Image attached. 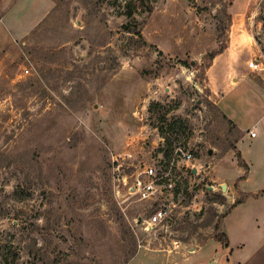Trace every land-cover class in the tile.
Returning <instances> with one entry per match:
<instances>
[{"label":"rangeland","instance_id":"1","mask_svg":"<svg viewBox=\"0 0 264 264\" xmlns=\"http://www.w3.org/2000/svg\"><path fill=\"white\" fill-rule=\"evenodd\" d=\"M54 2L24 39L0 29V264L206 263L224 251L216 227L238 199L218 177L245 175L238 152L254 173L244 188L264 190L263 137L238 150L208 87L224 74L233 84L237 68L264 88V0L237 14L236 0ZM38 6L0 0V20L27 31ZM224 44L222 70L210 69ZM179 148L202 168H176L172 219L145 232L136 221L152 206L126 182Z\"/></svg>","mask_w":264,"mask_h":264},{"label":"crops","instance_id":"2","mask_svg":"<svg viewBox=\"0 0 264 264\" xmlns=\"http://www.w3.org/2000/svg\"><path fill=\"white\" fill-rule=\"evenodd\" d=\"M250 1L256 0H249V3ZM37 4H39L37 9L39 15L34 19L32 28L27 31L16 29L17 24L7 23L5 14L2 16L0 29L6 30L7 40L12 41L13 37L17 40L24 39L56 7L54 0H37ZM240 7H242L241 0H236L234 14ZM12 30L19 33L13 35ZM239 50L243 51L241 48ZM224 55L225 53L216 56L210 69L222 70V65L225 63L220 60ZM234 70L237 76L233 84L224 74L215 85L212 84L210 77L208 87L213 96L217 98L219 109L227 121L232 122L234 126H231L239 133L236 143V148L239 150L238 146L244 140L257 141L261 136L263 137L262 142L264 141V88L245 73L239 72L237 68ZM251 131L256 132L255 137L251 136ZM246 166L245 175H243V171L239 177L233 179H229L225 175L218 177V179L229 182L230 196L228 201L235 203L237 199H242L241 203L234 204L228 211L221 224V232L226 234L228 238V247L224 248L219 261L221 262L224 258V264H264V215L260 217V221L256 220L255 217L260 215L261 210L264 211V190L259 191L254 188L247 190L244 188L247 183L253 180L254 175L253 169L247 164ZM167 255L173 254L169 252ZM175 264L178 263L175 262Z\"/></svg>","mask_w":264,"mask_h":264},{"label":"built area","instance_id":"3","mask_svg":"<svg viewBox=\"0 0 264 264\" xmlns=\"http://www.w3.org/2000/svg\"><path fill=\"white\" fill-rule=\"evenodd\" d=\"M263 64L258 60H251L248 63V67L253 72H258L262 69ZM29 70L26 69V74H29ZM251 136L255 137L256 132L251 131ZM166 149H163L160 154V170L158 164L144 159L139 161V171L136 172L133 181L129 184L126 182L131 198H134L135 202H141L152 206L147 212L146 216H141L136 223L143 226L145 232H150L157 226L164 225L168 220L172 219L170 214L173 211V207L176 206L175 197L178 191L177 182L172 178V175L176 168L187 165L185 169L191 171L196 168L197 173L202 168L197 164H194V155L192 152H186L180 148L176 151V158L165 162ZM126 155V154H124ZM129 158L133 157V154H127ZM189 165V166H188ZM193 173V172H192ZM170 199H173L171 201ZM167 224V223H166Z\"/></svg>","mask_w":264,"mask_h":264},{"label":"trees","instance_id":"4","mask_svg":"<svg viewBox=\"0 0 264 264\" xmlns=\"http://www.w3.org/2000/svg\"><path fill=\"white\" fill-rule=\"evenodd\" d=\"M231 21H232L231 16H228V25L227 26H222V27L219 28L220 37H226L227 32L229 31L228 27L230 26ZM227 48H228L227 44L220 45L218 50H216L214 53L210 54V56H209L210 59L214 60L216 56L222 54ZM228 122H229L230 125L234 126L232 122H230V121H228ZM237 157L239 158V165L244 167L247 170V166L242 161L240 152L237 153ZM241 202H242V199L238 200L236 202V204L241 203ZM216 232H217V234H215V237H214L215 241L220 242L223 245L224 248H227L228 247V238H227L226 234H224L222 232H219V226L216 227Z\"/></svg>","mask_w":264,"mask_h":264},{"label":"water","instance_id":"5","mask_svg":"<svg viewBox=\"0 0 264 264\" xmlns=\"http://www.w3.org/2000/svg\"><path fill=\"white\" fill-rule=\"evenodd\" d=\"M209 156L212 155V151L210 150L209 151ZM193 174H196L197 173V169L194 168L192 170ZM222 190L223 192H226L227 190V185L226 184H223L222 186ZM209 190L210 191H213L214 190V187H209ZM222 254L221 253H216L214 256H212L206 263H201V264H219V261H220V258H221ZM200 264V263H199Z\"/></svg>","mask_w":264,"mask_h":264},{"label":"bare ground","instance_id":"6","mask_svg":"<svg viewBox=\"0 0 264 264\" xmlns=\"http://www.w3.org/2000/svg\"><path fill=\"white\" fill-rule=\"evenodd\" d=\"M237 30H238L237 32H239V31H240L238 28H237ZM247 37H248V36H247Z\"/></svg>","mask_w":264,"mask_h":264}]
</instances>
